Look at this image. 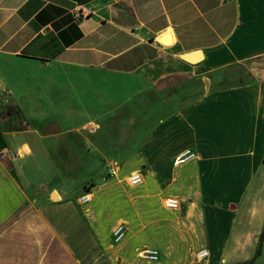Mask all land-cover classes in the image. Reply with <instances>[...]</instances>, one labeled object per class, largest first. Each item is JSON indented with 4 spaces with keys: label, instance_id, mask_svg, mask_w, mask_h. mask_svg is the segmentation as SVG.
<instances>
[{
    "label": "crops",
    "instance_id": "obj_1",
    "mask_svg": "<svg viewBox=\"0 0 264 264\" xmlns=\"http://www.w3.org/2000/svg\"><path fill=\"white\" fill-rule=\"evenodd\" d=\"M28 69L95 77L96 108L46 115ZM262 232L264 0H0V264H264Z\"/></svg>",
    "mask_w": 264,
    "mask_h": 264
},
{
    "label": "rangeland",
    "instance_id": "obj_2",
    "mask_svg": "<svg viewBox=\"0 0 264 264\" xmlns=\"http://www.w3.org/2000/svg\"><path fill=\"white\" fill-rule=\"evenodd\" d=\"M22 72V73H21ZM21 78L18 77L19 80L22 82V86H20L22 93L28 92L29 93H35L36 85L42 83L41 90L39 91V94L36 96H33L32 94L28 95L29 101H36L37 99L33 98H41L42 104L44 106V110H42L46 115L49 114H60L61 112L67 111V109H74V110H84V108H89V106H92V109H95L96 104L98 103V100H95V88H98V85H95L94 78L92 76L89 77H82L81 75H74L75 82H73L71 85L68 84L67 80L60 76L58 79L51 80V77L49 76H56L55 70H48L43 72H38L37 70L28 69L26 72L24 70H20ZM62 75V74H61ZM83 78H88L91 83L84 82ZM24 86H27L29 91L24 90ZM40 95L42 97H40ZM33 96V97H32ZM48 104H46V101ZM87 109V111H91L90 109ZM10 114L5 115L7 118L14 116V114H18V112L15 113L14 110L9 109L8 110ZM4 116V112H3ZM55 119L60 123L61 128L63 130H66V128L71 127L72 124L77 125L81 123L80 119H76L73 123L70 121H67L66 118L62 116H55ZM52 119V120H55ZM74 120V118H73ZM39 120L35 119L31 122L32 125L37 126L39 124ZM16 124H13L15 126ZM46 125V124H45ZM44 126V125H43ZM20 127V126H19ZM40 131V128H39ZM67 149H61V151H66ZM88 149L85 146H82L80 148H75V152L82 156L83 153H88ZM63 154V152H61ZM67 154V151L66 153ZM94 156V153L93 155ZM78 160V158H77ZM95 165H87L84 162V158L81 160L83 164H81L80 168L76 171H73L71 174V178L73 180V183L78 188L82 186V183L91 180L98 181V179L101 177V174L103 172L101 168V161L96 159Z\"/></svg>",
    "mask_w": 264,
    "mask_h": 264
},
{
    "label": "built area",
    "instance_id": "obj_3",
    "mask_svg": "<svg viewBox=\"0 0 264 264\" xmlns=\"http://www.w3.org/2000/svg\"><path fill=\"white\" fill-rule=\"evenodd\" d=\"M87 13H85V11H81L79 14H77V19L82 18L83 16H87ZM19 156V154L17 152H14L11 154V157L13 159L17 158ZM193 157V155H182V158L187 159V158H191ZM118 170V165L116 163H109L107 165V175H114ZM130 183L131 185H137L141 182V177L139 174H135L133 176L130 177ZM89 201V196L88 195H83L80 198V202L82 204H86ZM165 206L169 209H177L179 207V202L176 199L173 198H169L165 200ZM123 236V228L122 226L118 227V229L115 231V239L116 241H118L119 239H121V237ZM140 255L142 258L151 261V262H155L158 260V252L151 250V249H143L140 252ZM208 257V254L205 250L199 251L197 253V258L199 260H203L206 259Z\"/></svg>",
    "mask_w": 264,
    "mask_h": 264
},
{
    "label": "water",
    "instance_id": "obj_4",
    "mask_svg": "<svg viewBox=\"0 0 264 264\" xmlns=\"http://www.w3.org/2000/svg\"><path fill=\"white\" fill-rule=\"evenodd\" d=\"M183 59L191 64L198 63L202 59V55L199 51L184 56ZM62 128L58 121L53 120L50 123L41 127L40 132L42 135H51L61 132Z\"/></svg>",
    "mask_w": 264,
    "mask_h": 264
},
{
    "label": "trees",
    "instance_id": "obj_5",
    "mask_svg": "<svg viewBox=\"0 0 264 264\" xmlns=\"http://www.w3.org/2000/svg\"><path fill=\"white\" fill-rule=\"evenodd\" d=\"M260 238H261V240L264 239V232L261 233V237ZM259 254H260V250L257 251V253H256L254 258H256V256H258ZM254 258L251 261H249V262L238 263V264H253Z\"/></svg>",
    "mask_w": 264,
    "mask_h": 264
},
{
    "label": "bare ground",
    "instance_id": "obj_6",
    "mask_svg": "<svg viewBox=\"0 0 264 264\" xmlns=\"http://www.w3.org/2000/svg\"><path fill=\"white\" fill-rule=\"evenodd\" d=\"M129 182H130V180H129ZM131 184V183H130Z\"/></svg>",
    "mask_w": 264,
    "mask_h": 264
}]
</instances>
